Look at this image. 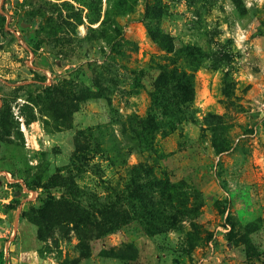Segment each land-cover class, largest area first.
<instances>
[{"label":"rangeland","instance_id":"obj_1","mask_svg":"<svg viewBox=\"0 0 264 264\" xmlns=\"http://www.w3.org/2000/svg\"><path fill=\"white\" fill-rule=\"evenodd\" d=\"M2 261L264 264V0H0Z\"/></svg>","mask_w":264,"mask_h":264},{"label":"trees","instance_id":"obj_2","mask_svg":"<svg viewBox=\"0 0 264 264\" xmlns=\"http://www.w3.org/2000/svg\"><path fill=\"white\" fill-rule=\"evenodd\" d=\"M148 27H149V31H150L152 38L156 42H158L161 46H163L169 50H172L174 48L172 40L169 39V37H167L166 35L162 34L161 30H159L157 27H155L153 25H151V26L149 25ZM172 75L175 77V81L180 83L179 88H175V89L179 90L181 88H184L188 84V80L186 79L187 76L185 74L178 75L175 72H172ZM158 83H160L159 90L162 91L161 86L164 85V83H163V80L161 77L159 78ZM142 166H143L144 171L146 173L149 174L151 172L147 166L146 167H145V165H142ZM152 180L154 181L155 178ZM156 183H157V186L167 185V182L162 183L161 180H159V182H156ZM145 188H146V186L139 185L136 189L134 188L131 191H132L133 195H136L139 197L140 201L143 204V209L146 210V216H150L153 213V209H151L150 206L145 203V201H146L145 200V191H146ZM0 264H5V263H4V261H2V262H0Z\"/></svg>","mask_w":264,"mask_h":264}]
</instances>
